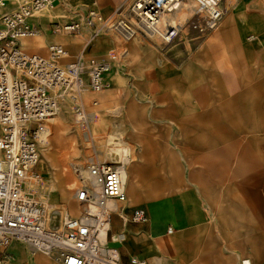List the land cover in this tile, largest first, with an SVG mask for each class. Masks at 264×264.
Wrapping results in <instances>:
<instances>
[{
	"label": "rangeland",
	"instance_id": "1",
	"mask_svg": "<svg viewBox=\"0 0 264 264\" xmlns=\"http://www.w3.org/2000/svg\"><path fill=\"white\" fill-rule=\"evenodd\" d=\"M190 2L196 6L194 0ZM11 4L15 5V3ZM220 6L223 8L222 16L217 25L211 29L207 26L206 13H196L195 9L191 10L190 14L184 10L175 11V16L173 15L170 21L172 24L169 25L177 24L181 28L171 41L139 31L129 38L126 37L123 29L119 31L109 29L103 32L114 41V49L104 52V57L109 59L111 53L117 54V58L112 61L110 72L112 84L104 90L86 89L83 92L89 98L88 101H84L86 118L89 114L93 115L100 126L99 132L91 130V126L88 128L91 122H83L82 127H79L73 120L76 117L70 100L62 101L55 115L33 122L37 132L42 125H50L51 129L47 138L48 146L43 145L46 139L44 129L39 130L36 139L41 152L39 164L43 165V170L40 172L34 170L41 174L40 181L33 178L29 180L39 182L43 187L45 198L59 209L57 222L66 212L73 215H80L83 212V208L73 198L71 185L68 187L66 184L68 180L70 184L77 181L78 171L87 177L85 170L93 160L124 164L125 168L132 163L123 160V153L126 152L122 149L121 153L118 152L116 160L108 159L109 156L106 154L108 146L127 148L131 159L134 153L137 160H140L139 156L143 149V158L147 159L146 162H151L152 171L154 164L159 166L161 164L165 168L167 177H171V167L174 165H177L185 175L186 164L173 163L172 160L176 159L177 155H183L185 158L186 147L181 144L182 140L189 136L195 140V144L198 143L197 140L206 142L209 138L224 139L220 147L195 145L192 148V153L195 155L223 154L225 156L221 158L223 162L190 163L191 168L198 171L195 172V177L199 178H195V181H204L205 186H217L226 192L205 195L210 201V210L215 213L214 218L218 219L222 210L234 208L235 200L238 205L236 208L242 211L249 209L261 215L260 219L264 218V78L254 83L246 82L239 61L241 39L254 35L252 30L254 27L264 28V0H222ZM39 15L45 16L50 21L62 19L63 14L56 9L44 8ZM237 17L243 19V22L236 20ZM120 20L125 21L124 23L131 28H134V25L135 28L137 27L136 17L130 7L122 15L115 16L112 22ZM223 28V33L220 35ZM88 35L89 31L84 36L61 33L60 36L53 37L50 34L45 41L43 36L32 33L29 35L30 40H23L24 36H20L19 40L21 48L27 53L47 54V44L60 43L67 52L64 63H70L76 60L80 43ZM72 44H75L74 50L71 48ZM164 63L171 64L179 74L184 78L187 77L193 87L198 106L194 113L192 133L187 132L185 121L155 124L148 114L151 106L147 104L148 96H145L143 71L149 65L159 66ZM85 68H88V62L85 63ZM104 95L106 96L103 97ZM93 101L97 103L93 104ZM214 108L216 114H208L211 112L209 110ZM61 116L70 121L69 132L58 124ZM89 130L93 137L88 134ZM146 137H151L152 145L147 150L142 146ZM64 140L67 141L65 150L68 151L64 154L66 159L62 160L59 154L64 150ZM176 141L179 147L171 145L176 144ZM155 153L158 155L156 162H154ZM161 156L165 162H160ZM90 158L92 159L89 160ZM38 167L36 165V169ZM65 169L71 174L69 178L63 175ZM202 175L205 179H202ZM218 175L220 178H216ZM248 186H253L252 192L255 191V196L236 193V190L242 191L243 187ZM118 203L124 202L118 201ZM218 209L219 214L216 211ZM242 215L245 213L243 212ZM242 221L243 225L250 222L244 218ZM258 224L264 226V223ZM242 230L244 231L245 227ZM21 251L27 255V258L19 262L15 254L9 264H33L31 258L36 255L47 258L52 264H61L54 257L38 252L34 255L24 247Z\"/></svg>",
	"mask_w": 264,
	"mask_h": 264
},
{
	"label": "built area",
	"instance_id": "2",
	"mask_svg": "<svg viewBox=\"0 0 264 264\" xmlns=\"http://www.w3.org/2000/svg\"><path fill=\"white\" fill-rule=\"evenodd\" d=\"M56 1L0 0V264L12 260L9 248L13 244L54 257L61 264H123L118 251L107 244L111 214L107 203L126 200L121 164L93 160L87 177L77 169L71 190L83 212H66L58 222L59 209L45 198L39 182L29 180L40 181L41 177L34 172L41 152L37 130L30 122L55 115L62 101L70 100L72 111L85 123L83 92L109 88L112 61L117 58L116 53L105 60L79 54L74 62L64 63L67 52L60 43L48 44L47 54L25 52L19 37L34 33L31 18ZM173 1L135 0L130 10L136 20L152 23L160 17L162 5ZM203 1L207 26L214 28L223 13L222 0ZM114 18L89 9L82 20L55 23L54 29L71 34L85 26L91 29L90 40L109 29H123L128 38L138 31L125 21L112 22ZM91 178L98 184V192ZM145 219L144 209L137 208L133 220ZM130 264L145 261L132 257Z\"/></svg>",
	"mask_w": 264,
	"mask_h": 264
},
{
	"label": "crops",
	"instance_id": "3",
	"mask_svg": "<svg viewBox=\"0 0 264 264\" xmlns=\"http://www.w3.org/2000/svg\"><path fill=\"white\" fill-rule=\"evenodd\" d=\"M134 1L57 0L50 9L61 11L62 19L49 21L45 16H40L38 12L31 18V25L34 33L43 36L46 41L50 34L56 37L61 33H66L56 31L55 23L82 20L89 9L98 11L104 18L120 16L129 9ZM237 19L243 22V19L239 17ZM223 30L224 28L220 35ZM252 30L255 34L241 39L239 43V61L248 83H254L264 78V28L254 27ZM88 31L89 35L80 43V50L76 57L83 54L85 58L107 59L103 53L114 49V41L108 34L96 36L90 40L91 29L85 26L75 33L66 34L84 36ZM30 39L29 36L23 38L25 41ZM47 46L48 44L46 49ZM71 48L74 50L75 44H72ZM143 83L145 96H148L147 104L149 107L151 106L148 114L155 124H162L166 121L168 123L185 121L187 132L192 133L194 113L198 105L188 78H184L169 63L159 66L154 64L144 69ZM83 98L84 101L89 100L84 94ZM215 108L209 110L211 112L208 114H216ZM67 120L68 118L61 116L58 124L69 132L71 123ZM91 123L89 125L91 130L99 132L98 122L93 118ZM30 125L33 126V123ZM49 126L42 125L38 130ZM218 131H220V127H218ZM223 140L220 137L209 138L206 142L197 140L196 144L190 136L182 140L181 146L186 147L185 158L183 155H177V158L172 162H184L186 164L185 175L177 165L171 167V177H167L165 168L161 164L160 166L154 164V171H152L151 162L148 163L147 159L143 158V149L139 156L140 160H137L133 153V159L130 161L132 163L126 168V200L124 203H118L117 200L109 202L112 210L109 218L107 244L118 251L123 264H130L132 257L144 260L145 264H242L244 259L249 260L250 264H264V226L258 224L264 223V218L260 219L261 215L259 216L249 209L242 211L236 208L238 205L235 200L234 208L224 209L220 214L219 209L216 210L219 218L217 214L218 219H215L213 215L215 213L210 210V201L205 195L226 193L225 190L222 191L217 186H205L204 181H195V178H199L195 177V172L198 171L191 168L190 163L219 164L223 162L221 158L225 156L219 153L195 155L192 153V148L195 145L220 147L224 143ZM66 142L64 148L68 145ZM156 143L158 144L157 140ZM177 143L176 141V144L171 145L179 147L180 145ZM101 146L104 145L101 144ZM142 146L146 150L150 149L152 146L151 137H146ZM66 151L68 150L66 149ZM156 153L154 162L158 160ZM161 161L165 162L162 156ZM37 165L38 169L35 166L34 170L42 171L43 165L39 163ZM201 177L205 179L204 175ZM169 178L170 180H168ZM216 178H220V176L218 175ZM73 185L74 183L71 184V188ZM243 188L242 191L236 190V193L255 196V191L252 192L253 186ZM152 195L156 197H147ZM137 208H143L146 213V219L142 222L133 220V214ZM243 212L245 215H242ZM242 218L250 222L243 225ZM243 227H245L244 231ZM22 247L26 248L21 244H13L9 248L13 257L17 254V259H15L19 262L27 258V255L21 251ZM31 261L33 264H52L47 258L39 255L33 256Z\"/></svg>",
	"mask_w": 264,
	"mask_h": 264
},
{
	"label": "bare ground",
	"instance_id": "4",
	"mask_svg": "<svg viewBox=\"0 0 264 264\" xmlns=\"http://www.w3.org/2000/svg\"><path fill=\"white\" fill-rule=\"evenodd\" d=\"M190 1L189 0H174L173 2H171V5L163 4L162 5V9L160 11V17L158 19H156L155 21H153L152 23L148 22L145 19H140L139 20L137 18L138 20H135V24L137 25V28H138L137 30L139 31V33H145V34H148L150 36L157 35V36H161L166 41H171L179 33L180 28H181V26L180 25H177V24L169 25V24H172L170 21H171L173 15L175 16V13H174L175 11L179 10V11L182 12L184 10V12L187 11V13L190 14L191 13L190 11L195 9V12L196 13H206L204 11L205 2L203 0H194L195 3H196V6L194 5V3H191ZM187 13H184V15L187 14ZM177 14H179V13H177ZM165 22H167V23H165ZM136 33H138V32H136ZM103 34H106V33H103L102 32L98 36L103 35ZM29 35L30 34L23 35V36L24 37H28ZM93 103H95V102H93ZM75 117H76V119H74V120L77 122V124L81 128L82 127V124H83V121L77 115H75ZM93 118H94L93 115L92 114H89V117L87 118V122H92L93 121ZM31 123H33V122L31 121L30 124ZM87 125H88V123H87ZM88 128H89V126H88ZM43 129H44V133H45V136H46L45 143L43 145L44 146H48L49 145V141L47 140V138L50 135V129H51V127L49 126V127L43 128ZM38 133H39V130L37 132V136H38ZM88 134H90L92 136L90 130H89V133ZM65 142L66 141L64 140L63 146H64ZM59 143H61V142H59ZM72 145H74V143H72ZM121 149L126 152L125 154L123 153V156H124V158L122 157L123 160H125L127 162H130L131 161V154L128 153L127 148H124V147H122V148L119 149V148H116V147L114 148V147H109L108 146V148L106 149V154L109 156L108 159H112L113 160V159L117 158L116 156L119 155L118 152L121 153V151H122ZM65 152H66L65 148H64V150L61 153L59 152L60 153L59 154L60 155V158L62 160H65L66 159V157L64 156ZM91 159L92 158H90L89 160H91ZM121 166H122L121 168H122V176H123V179H124V192H125V182H126L127 170H126L124 164H122ZM85 171H86V174L88 176V170L86 169ZM63 175L65 177H68V178L71 176V174L67 172V169H65L63 171ZM69 181L70 180L66 181V184H67L68 187H69V185H71L70 184L71 182H69ZM90 182L93 185L94 191L95 192H98L99 186L95 182V180L93 178H91ZM109 202L110 201H108L107 206L109 207V209H111V207L109 205ZM242 264H250V262H249V260L244 259L242 261Z\"/></svg>",
	"mask_w": 264,
	"mask_h": 264
}]
</instances>
